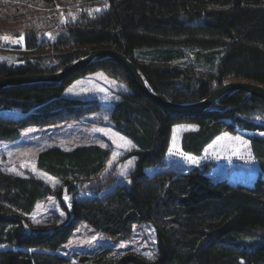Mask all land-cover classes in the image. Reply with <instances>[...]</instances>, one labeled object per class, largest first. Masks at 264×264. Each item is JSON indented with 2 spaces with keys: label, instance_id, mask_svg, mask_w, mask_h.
Segmentation results:
<instances>
[{
  "label": "trees",
  "instance_id": "1",
  "mask_svg": "<svg viewBox=\"0 0 264 264\" xmlns=\"http://www.w3.org/2000/svg\"><path fill=\"white\" fill-rule=\"evenodd\" d=\"M21 33L24 51L16 61L0 58V78L58 72L92 50L113 49L148 90L174 103L200 101L234 80L264 87V0H0V36ZM98 71L118 84L109 119L133 145L129 186L116 182L115 165L104 171L110 151L96 145L38 154L37 167L60 180L54 189L0 166V264H264V137L248 138L260 167L250 185L211 178V161L186 169L164 161L175 125L196 127L180 136L181 151L196 157L222 133H264L263 99L233 90L200 113H173L140 95L120 63L99 56L58 83L1 88L0 142L28 126L106 110L65 93ZM50 196L60 212L33 222L36 203ZM138 223L155 231L151 258L111 248L61 252L79 224L126 239Z\"/></svg>",
  "mask_w": 264,
  "mask_h": 264
},
{
  "label": "rangeland",
  "instance_id": "2",
  "mask_svg": "<svg viewBox=\"0 0 264 264\" xmlns=\"http://www.w3.org/2000/svg\"><path fill=\"white\" fill-rule=\"evenodd\" d=\"M22 51H24L23 43L0 40V58L7 59L9 62L16 61ZM232 82L250 83L240 80ZM117 85L116 81L101 71L74 79L65 89L68 96L95 99L106 105V110L93 112L57 125H33L24 128L16 140L8 143L0 142V166L20 176L35 177L54 189L60 185V180L37 167L36 158L40 152L50 148L71 151L85 145L99 147L104 145L102 148L110 151L104 171L110 170L115 165L117 167L116 182L129 186L128 174L136 167V157L129 155L133 145L128 138L113 127L109 119V106L114 101L112 94L116 91ZM69 88H72V91H68ZM174 129L177 130L174 132ZM195 129L196 127L190 124L172 127L169 148L164 159L166 165H177L179 169H186L192 165L199 166L211 161L213 167L208 173L211 178L217 180L227 177L231 181L248 185L253 182L260 172V167L252 155L248 138L251 136L264 137L261 135L263 132L242 130L238 134L222 133L204 149L201 156H193L198 160V163H190L184 159V156L188 154L183 153L180 149V136L183 132ZM225 134L233 139L225 138ZM237 136L247 142V147L234 139ZM120 137H123L128 143L124 144L119 139ZM174 137L176 148L170 154L169 149L172 147ZM218 138L220 139L218 140ZM233 149H236L237 154H233ZM113 153H116L115 157ZM149 169L152 168H146V170ZM49 211L60 212L58 200L54 196L37 202L30 219L35 223L41 222ZM121 244H124L125 247H120ZM104 248H111L114 251L130 250L147 257H149L148 254H152L151 257H153L157 251L155 231L150 223H138L132 227L131 235L128 238L116 239L106 234L91 233L85 224H79L62 243L61 252L78 255L84 252H96Z\"/></svg>",
  "mask_w": 264,
  "mask_h": 264
},
{
  "label": "water",
  "instance_id": "3",
  "mask_svg": "<svg viewBox=\"0 0 264 264\" xmlns=\"http://www.w3.org/2000/svg\"><path fill=\"white\" fill-rule=\"evenodd\" d=\"M99 56H106L116 60L120 63L125 70L130 75L132 81L134 82L138 92L143 97L153 101L160 107L167 111L173 113H183V114H195L200 113L208 109L218 98L226 94L229 91L240 90L249 93L252 96L258 97L264 100V87L251 84V83H237L231 82L220 86L204 99L190 103V104H180L174 103L161 98L155 93L148 90L138 68L134 63H132L124 54L115 51L113 49H96L90 51L84 57H81L68 67L61 71L54 73H42V74H32V75H16L5 78H0V89L6 86H16L28 83H38V82H53L58 83L66 79L67 77L73 75L74 73L87 67L95 58ZM23 62L16 63L17 66L22 65Z\"/></svg>",
  "mask_w": 264,
  "mask_h": 264
},
{
  "label": "snow or ice",
  "instance_id": "4",
  "mask_svg": "<svg viewBox=\"0 0 264 264\" xmlns=\"http://www.w3.org/2000/svg\"><path fill=\"white\" fill-rule=\"evenodd\" d=\"M96 11H100V9H96ZM50 35V34H49ZM23 39H24V36L23 34L21 33L20 36L18 38H15V37H10L8 35H3V36H0V40H4V41H10L11 43H18V44H22L23 43ZM73 87H75V85H73ZM68 91H72V88H69ZM177 129H174L173 131L175 132ZM261 135H264V133H261ZM225 138L227 139H233L232 137H227V134H225ZM124 144H127L128 141L124 140L123 137H120L119 138ZM220 138H218L219 140ZM236 141H239L241 142L242 144H244L245 147H247V142L246 141H242L241 138L239 136L235 137L234 138ZM214 143H216L214 141ZM104 145H101V147H103ZM211 147V146H210ZM176 148V145H175V137L173 138V144H172V147L169 149V153L171 154L173 149ZM233 154H237L236 153V149H233ZM116 153H113V156L115 157ZM184 159H186L188 162L190 163H198V160L191 156V155H186L184 156ZM109 163L111 164V161H109ZM120 247H125L124 244H121ZM149 255V258H151L152 254H148Z\"/></svg>",
  "mask_w": 264,
  "mask_h": 264
}]
</instances>
